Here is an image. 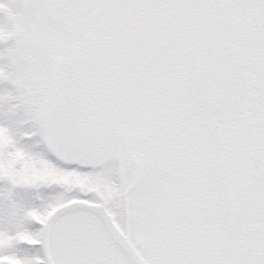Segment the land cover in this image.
Returning a JSON list of instances; mask_svg holds the SVG:
<instances>
[{
  "label": "snow or ice",
  "instance_id": "obj_1",
  "mask_svg": "<svg viewBox=\"0 0 264 264\" xmlns=\"http://www.w3.org/2000/svg\"><path fill=\"white\" fill-rule=\"evenodd\" d=\"M0 264H264V0H0Z\"/></svg>",
  "mask_w": 264,
  "mask_h": 264
}]
</instances>
